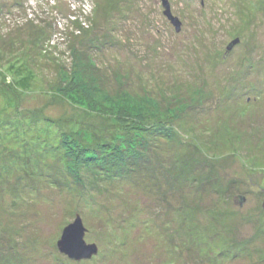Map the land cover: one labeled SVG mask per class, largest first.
I'll use <instances>...</instances> for the list:
<instances>
[{
    "label": "rangeland",
    "instance_id": "1",
    "mask_svg": "<svg viewBox=\"0 0 264 264\" xmlns=\"http://www.w3.org/2000/svg\"><path fill=\"white\" fill-rule=\"evenodd\" d=\"M0 264H264V0H0Z\"/></svg>",
    "mask_w": 264,
    "mask_h": 264
},
{
    "label": "water",
    "instance_id": "2",
    "mask_svg": "<svg viewBox=\"0 0 264 264\" xmlns=\"http://www.w3.org/2000/svg\"><path fill=\"white\" fill-rule=\"evenodd\" d=\"M167 4V3H166ZM167 12L173 22L177 25L178 29L180 24L177 19L173 18L170 13L168 4L166 5ZM85 233L86 230L83 226V223L80 218H77L75 223L69 225L64 233L62 239L58 242L59 250L62 253H65L71 259L81 260L91 258L94 254L97 253V247L95 245H87L85 242Z\"/></svg>",
    "mask_w": 264,
    "mask_h": 264
},
{
    "label": "trees",
    "instance_id": "3",
    "mask_svg": "<svg viewBox=\"0 0 264 264\" xmlns=\"http://www.w3.org/2000/svg\"><path fill=\"white\" fill-rule=\"evenodd\" d=\"M79 149H80L79 151H81V153H80V152H79V153L82 155V153H83V152H82V149H81V148H79ZM77 156H79V155H77Z\"/></svg>",
    "mask_w": 264,
    "mask_h": 264
},
{
    "label": "bare ground",
    "instance_id": "4",
    "mask_svg": "<svg viewBox=\"0 0 264 264\" xmlns=\"http://www.w3.org/2000/svg\"><path fill=\"white\" fill-rule=\"evenodd\" d=\"M77 220V219H76Z\"/></svg>",
    "mask_w": 264,
    "mask_h": 264
}]
</instances>
